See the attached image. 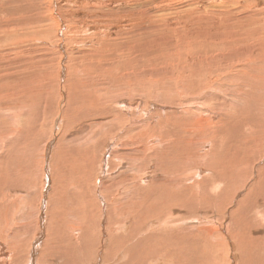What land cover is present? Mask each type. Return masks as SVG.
<instances>
[{"label":"rangeland","instance_id":"374dc122","mask_svg":"<svg viewBox=\"0 0 264 264\" xmlns=\"http://www.w3.org/2000/svg\"><path fill=\"white\" fill-rule=\"evenodd\" d=\"M230 2L229 0H0V40L15 38V46L13 45L12 48L9 42L4 45L0 44V46H5V48L0 47V50H3L0 51L2 53V55L0 54V69L2 70H0V136H3L2 140L7 143V140L11 138L8 135L10 131H12L11 134L18 135L5 147L6 149H1L3 152H7L8 156H4L3 161H0V170L2 171L0 184L5 182L11 184L10 196L18 204L15 203L13 206V208L15 207L14 223L19 226L18 236L16 235L17 241L18 237L21 239L23 234H26L24 228L28 225L25 238L33 237L31 233L36 231L35 228L39 224L38 209L43 202V204L47 202L48 206L46 208L45 205V218H43L46 232L44 241H41V245L44 247H42L41 256L36 253L38 262L72 264L71 260H62L59 253L65 246L73 248L70 239L74 230L89 232L93 229L95 219L85 213L86 207L93 208L92 201L87 197L89 193H86L79 201L75 198H81L80 192H88L91 188L84 186L83 189L82 183H85L87 179L84 176L79 179L78 175L79 171L82 172L81 169L88 157L93 155L95 160L99 161V157H101L100 145L96 146L100 144V139L111 140L115 137L117 139L119 136L126 138L124 134L128 132L125 130L131 126L139 125L141 122H146L156 111L164 110L167 104L178 109L179 107L176 106L177 96L174 92H181L182 87H185L187 96L200 95V99L189 98V102L183 103V107H191L193 104L196 107L204 105L207 110L216 112L221 110L224 115L226 114L224 122L230 125L229 128L242 129L239 130L241 132L239 135L242 138L247 136L255 139L254 135H256L257 143L243 142L242 144L240 137L232 134L222 136L220 129L213 132L212 129L205 130L204 134L206 135L215 134V138L210 140L206 136H196V133L193 135L192 129L186 130L184 132L188 134L186 135L182 132L172 131L174 124L168 121L171 134H176L175 136L178 138L175 140H180L179 144L174 143L173 153L171 152L174 155L175 151L176 155L171 161H174V166L177 165L176 160L178 161V159V163L182 166L174 168V186L177 184L175 177L182 168L185 172H190V177L194 174L193 168H200L202 173L209 177L201 185L209 183L212 175L217 178L219 174L224 173L226 176L230 174L231 177L230 172L236 168L238 171H234L232 177L237 175L238 183L245 181L244 187L241 188L239 198L233 199L235 198L233 188H231L233 186H229L230 188L223 192L225 199L219 204L217 213L224 209V203L228 201L226 208L229 212L227 214L234 219L237 214L232 210L236 207L237 202L239 204L237 212H242L238 219L243 218V222L246 221L250 226L257 227L256 239L261 248H264V173L262 178L259 176V170L263 169L264 171V166H256L262 163L263 160H260L258 156L264 153V131L260 129V127L264 129V64L261 66V62L258 61L264 59V0H230ZM194 10H198L200 17L203 13L205 15L202 17L203 19L199 21L195 17L197 11ZM203 11H207V13ZM207 15L210 19L206 18ZM253 23L257 25V28H254ZM235 30L238 31L237 34L243 31V36H246L240 43L232 45L219 43L222 40L218 39L216 32H221L224 37L229 38ZM7 35H11V37ZM76 58L78 59L76 60ZM249 61L253 63L252 67H254L253 71H249L250 74L256 80L260 78L258 80L260 85L256 83L258 85L255 86L256 89L250 84L251 79L247 81L235 78L236 76L240 78L250 76L247 74ZM174 63L178 65H174ZM117 64L123 66L118 69L119 72L116 71ZM87 66L99 67V69L96 68L98 71L101 68H112L113 66V70L110 76L102 74L104 69L101 74L99 71V74H88V77L79 76L78 72L87 69ZM216 69L221 70V75H219L221 78L219 77L214 82L221 79L220 85L222 86L220 89L214 87L209 92H203L202 85L208 82V73ZM4 71L13 72V77L8 76L7 72L2 73ZM118 73L120 74L118 75ZM243 73H246V76L242 75ZM78 78L86 80L87 86L93 85L100 89L99 92H94V98L99 95V100L96 99L94 102L92 97H89L91 93L85 95L76 88L75 81ZM17 82L20 84L15 88L14 85ZM247 84H250L249 87L246 86ZM237 85L242 86H240L239 93L234 91L237 89ZM154 87L160 88L161 91L171 92L161 96L160 90H158L155 94H159H153L156 99L154 98V101L151 102L146 96L153 93ZM252 89L256 92H252ZM231 90L232 92H230ZM12 95L14 96L12 97ZM106 95L110 99H107ZM184 95L186 96V94ZM157 97L160 98L161 103L157 102ZM86 100L89 105L87 112L83 110L85 106L80 105V103L86 104ZM123 100L133 105L129 108H136L137 111L144 109V111L140 112L141 114L134 113L135 116L133 115L127 124L120 126L123 122L122 119L117 121L116 117L112 118L111 111H101V109L107 107L108 104L124 103ZM137 101L140 102V105L134 107L137 105ZM170 107L171 111L168 113L178 119V110ZM89 108L92 111H89ZM98 112H102V114H96ZM143 113L145 117L142 115ZM138 114L143 117H138ZM258 115H260L259 118H257ZM106 116H109V122H107ZM89 119L91 120L89 121ZM256 119L261 120L260 127H257L259 122L256 125ZM112 121H116V123L113 124ZM110 122L111 125H108ZM101 136L103 138H99ZM22 138L26 142L25 145H22ZM201 140L202 142L205 140L203 144H201ZM211 140L215 141L211 142ZM211 143L213 147H219L216 152V154L219 152V157L217 154L207 158L205 153L199 151L203 150V145L208 147L211 146ZM127 145H129V141L126 142V140L113 142L103 155L108 160V158H116L120 154L125 156L126 162L132 165L137 164V167H132L131 170L120 167L122 170L120 174L125 170L135 172L144 164L142 162L140 165L138 161H133L130 155L132 151L127 150ZM123 147L124 149L120 150ZM257 158L261 162L257 163ZM18 159H22L26 163H19ZM11 160H14L13 165L16 167L14 171L17 170V176H12L8 172L10 169L7 165ZM29 160L30 162L27 163ZM220 163H222V168L219 166ZM245 163L248 166H245ZM93 166H96L95 162H93ZM111 166H114L113 163ZM110 169L109 173L107 171L100 176L92 175L91 180L93 183L95 180L97 188L105 180L113 179L119 166ZM177 170L178 172H176ZM125 176L127 175L125 174ZM150 180L149 178L147 182ZM197 181L200 180H196L194 177L193 184ZM41 183L44 187L43 190L40 189ZM87 186H90L88 182ZM177 192L181 193L178 188H174V194ZM190 195L185 194V200L182 201L184 205L187 200H190ZM139 196L140 199L135 204L126 205L127 203L122 201L125 206L117 210L116 215L125 218L128 212L135 214L139 207L155 209L160 204L154 201V197L159 196V192L143 197L141 194ZM174 197H176L174 200H168L165 207L170 205H174V208L178 207L179 200L177 198L179 195L175 194ZM125 199H128V194ZM199 199L202 204L210 203V201H206L209 199V194H202ZM75 201L77 202L74 203ZM84 204L86 206L82 207ZM254 207H257L256 211H253ZM6 210L4 209V211ZM101 221H104L105 225L108 224L106 219L99 218V224ZM132 228L136 229L130 224L125 232L129 233ZM198 229L199 227L193 226L189 231H185V229L183 232L191 239L197 240L194 241L197 255L206 252V245L198 240L203 237L202 232L197 231ZM237 238L245 241L241 235ZM213 239L216 237L213 236ZM231 240L235 242L233 239ZM26 249L16 254L19 257H26L28 252ZM2 251L11 256V247L8 251ZM73 254L71 252V255ZM29 264H31V260Z\"/></svg>","mask_w":264,"mask_h":264},{"label":"bare ground","instance_id":"6f19581e","mask_svg":"<svg viewBox=\"0 0 264 264\" xmlns=\"http://www.w3.org/2000/svg\"><path fill=\"white\" fill-rule=\"evenodd\" d=\"M229 2H230V0H229ZM217 8H215V9H217ZM222 10H224V9H222ZM194 11H197V15H195V17L198 18L199 21H200V19H203L202 17L205 16L202 13L201 14L202 17H200V14H198V10H194ZM203 12L207 13V11H203ZM218 13H220V12H218ZM246 17H248V16H246ZM206 18L210 19V17L208 15L206 16ZM235 26H237V25H235ZM253 26H254V28H257V25L255 23H253ZM205 30H206V28H205ZM203 31H204V29H203ZM237 32L238 31L235 30L229 38H226V36L224 37L221 34V32H216V35H218L219 40H222V42L219 41V43H221L223 45H232L233 43H235V44L240 43L242 41V38L246 37V36H243V34H244L243 31L241 33L239 32V34H237ZM11 35H12V33H11ZM11 35H9V36L11 37ZM198 35H200V34H198ZM212 36H214V35H212ZM14 39H15L14 37L2 39V40H0V44L3 43L2 45H4L6 42H9V43H11L10 46L12 48V46L15 43ZM243 43H244V41H243ZM2 45L0 47L5 48V46H2ZM255 45H257V44H255ZM199 47H200V45H199ZM209 47H212V46H209ZM0 51L2 52L3 50H0ZM196 51L197 50H195V52ZM0 54L2 55V53H0ZM192 54H193V52H192ZM197 55H199V54H197ZM77 59L78 58H76V60ZM258 61L261 62V66L264 64V59L258 60ZM256 63H257V61H256ZM120 65L121 64H117L116 71L120 67H123ZM174 65H178V64L174 63ZM252 66H253V63L249 61L247 63V67H248L247 74L250 75L249 77L240 78V77L236 76L235 78L238 80L246 79L247 81H248V79H251L250 84L253 86L254 89H256L255 86L257 84L260 85L258 83V80H260V78H258L256 80V78L252 74H250L249 71H253V68H254ZM86 68L87 69H82L79 72L77 71L78 75L79 76L83 75V76L88 77V74H94V75L99 74L98 73L99 71L101 74V71L104 69V68L103 69L101 68V70L98 71L97 69H99V67H88L87 66ZM260 68H262V67H260ZM5 69H9V68H5ZM62 69H63V67H62ZM255 69H259V68H255ZM112 70H113V66H112V68H110V67L105 68L102 71L103 72L102 74L105 73V74L110 76V73L112 72ZM123 70H124V68H123ZM5 72L8 73V71H4L2 73H5ZM117 72H119V70ZM117 72H116V74H117ZM12 73L13 72H9L7 75L10 77H13ZM119 74L120 73H118V75ZM112 75H113V73H112ZM219 75H221L220 69H216L215 71L208 73V75H207L208 82L205 85H202L203 86L202 91L203 92H209L210 89H214V87H217V89H220V86H222V85H220L221 79L214 82L216 79H219V77H220ZM242 75L246 76V73H243ZM121 76H122V74H121ZM246 80H245V82H246ZM14 82H16V81H14ZM75 82H76V88H78L80 92H83L85 95H87L88 93H91V95H89V97H92V100L94 102L96 99L99 98V95H97V94H96L97 97L94 98V92H99L100 91L99 88H96L93 85L87 86L88 83L83 78H78V80H76ZM125 82L127 84L126 80H125ZM12 84H13V81L11 82L10 85L12 86ZM19 84L20 83L17 82L14 85L15 88H17L19 86ZM250 84H247L246 86L249 87L248 85H250ZM74 85H75V83H74ZM79 85H81V86H79ZM240 86L241 85H237L236 88L238 90L237 89L234 90L235 93H237V92L239 93V89H241ZM154 88L155 89H154L153 93H151V95H150L152 98L149 95H147V93H146V95H147L146 97H148L151 102L154 101L153 100L154 98L156 99L155 95L159 94V93L155 94L156 91L160 90L161 96H162V94L166 95L169 92H171V91H161V89L157 88V87H154ZM263 89H264V87H263ZM174 90H176V88H174ZM64 91H63V93H64ZM106 92L107 93L109 92L108 89ZM211 92H212V90H211ZM230 92H232V90ZM252 92H256V91L252 89ZM174 93L177 96L176 97L174 95L176 97V101L178 102L176 104V106L179 107L178 109L174 108V107H170L167 104L166 107H164L165 108L164 110L160 109V111H156L154 113V115H151L149 117V120H146V122L142 123L140 121L141 123L139 125L131 126L127 130H125L126 132H128V133L124 134V135H126V138L119 136L117 138L118 140L115 139L116 137L112 138L111 140H108V139H104L102 136L99 137V138H103V139H100V144H98L96 146V147H98L100 145V156L101 157H99L100 158L99 161L97 162V160H95V156L91 155L90 157H88L86 159V161H85L86 163L83 166V169H81L82 172L79 171V175H78L79 179L81 178V176H84V178L87 179V181H85V183H82L83 185L81 187L83 189L85 188L84 186L91 187V188L88 190V192L81 191L80 195H79V196H81V198L80 197L75 198V200L79 201L80 199H83V197L85 196L86 193L87 194L89 193L87 197H89L90 201H92L93 208L92 207H89V208L86 207L85 213H87L89 217L92 216V219H95V221L93 223V229L89 232L74 230L72 235H71V239H70V242L73 245V248H70L68 246L63 247V249H62L63 251L61 253H59L62 260H67V261L71 260L72 264H264V248H261L260 243L256 239V233L258 232V229L254 225L250 226V224H248L246 221L243 222V218L238 219L239 215L242 213V212L241 213L237 212L239 204L236 202V207H234V209L232 210L235 214H237V216L234 219L232 217L230 218V215L227 214L229 212V210L226 208V205H228V201L224 203V209L219 210L220 212L217 213L218 209H219V204L221 202H223V200L225 199V198H223V192H225L228 188L233 186V187H231V188H233V191H234L233 194L235 195V198H233V199H236V198H239L241 188L244 187L245 181H240L238 183V181H237L238 176L235 175L232 177L233 172L238 171L236 168L230 172L231 177H230V174H228L229 176H226L224 173L219 174L217 176V178L213 177V175H212V177L209 179L210 182L207 184H203V185H201V183L206 182L209 177L207 175L203 174L200 168H193L194 174L191 177L189 175L190 172H185L184 168H182L181 171L180 170H179V172H178V170L176 171V172H178V174L175 177L177 180V184H175V186H174V175H175L174 174V168H178V167L181 168L182 166H181V164L178 163L179 159H178V161L176 160L177 165H175V166H174V161L171 162L172 159L176 156L175 151H174V155L172 154L173 153V147L172 146H174L175 142L179 144L180 140H178V139L175 140L178 137L175 136L176 134L175 135L171 134L168 121H170V123L174 124V126L172 127V131L174 130V131L184 133V132H186V130L189 131L188 129H192V132H191L192 134L196 133L195 135L196 136L200 135V137L206 136V137H208L209 140L214 139L215 134L214 135L204 134L205 130H207V129H212V132L214 130L220 129V134L222 136H224L225 134H232L234 136H238V138L239 137L241 138L240 141L242 142V144H243V142H245L247 144H256L257 143L256 135H254L256 140L249 138L247 136H243V138H242L239 135L241 133V132H239V130L241 131L242 129L238 130L235 128H229L230 125L226 124L224 122V120H225L224 118H225L226 114L224 115V113H222L221 110H220V112H216L214 110L215 111L214 112L213 110H207L204 105L196 107L193 104L191 107H188V106L183 107L182 106L183 103H188L189 98L190 99L191 98L192 99H200L199 98L200 95H197V96L190 95L191 97L187 96V91L185 90V87L181 88V92H174ZM111 94H112V92H111ZM153 94H155V95H153ZM184 94H186V96ZM228 94H230V93H228ZM231 95H232V93H231ZM13 96L14 95H12V97ZM101 96H104V95H101ZM115 96H116V94H115ZM105 97L107 99H110L108 95H106ZM89 99H91V98H89ZM187 99H188V101H187ZM111 100H114V99H111ZM117 100H118V98H117ZM107 101H109V100H107ZM123 101H124V103H120V104H115V105L108 104L107 107H104L103 109H101V111H111L113 114L112 118L116 117L117 121H119V119H122L123 122L120 124V126L122 124H127L128 121L133 118L134 113L139 112V114H141L140 112L144 111V109H142V110L139 109L137 111L136 108L135 109L129 108V107H132L133 105L130 104L129 102L128 103L125 102L126 100H123ZM157 102L161 103L160 98H158V97H157ZM167 102L169 103V100ZM87 103H88L87 100H86V104L80 103L81 106H85L83 109V110H86L85 112H87V109L89 107V105H87ZM138 105H140V102H138L137 105L134 107H137ZM211 105H213V104H211ZM160 107H162V106H160ZM169 107L178 110L177 111V112H179L178 119H177V117H174L173 114L168 113L169 111H171V109H169ZM138 108H140V107H138ZM208 109H209V107H208ZM181 110H183V112L180 113ZM193 110H195V111H193ZM89 111H92V110L89 108ZM145 111H147L146 108H145ZM172 111H174V110H172ZM230 111H232V110H230ZM206 112H208V114H205ZM96 114L101 115L102 112H100V113L98 112ZM142 115H144V113ZM142 115H139L138 117L142 118L143 117ZM96 117H98V116H96ZM144 117H145V115H144ZM259 117H260V115L257 116V118H259ZM105 118L107 119V122L110 121V120H108L109 116H106ZM90 120L91 119H89V121ZM143 120H144V118H143ZM260 121L261 120L256 121V125H257V122H259L257 127H260ZM114 123H116V121H114L113 124ZM105 124H107V123H105ZM105 124H103V125H105ZM108 125H111V122L108 123ZM224 126H226V127H224ZM162 127H164V128L162 129ZM137 129H139V130H137ZM260 129H262L264 131L263 127H260ZM135 130H137V131L134 132ZM212 132L210 131V133H212ZM11 133H12V131H10L8 134L9 136H11V138L7 140V143H5V140H2L3 136H0V161L3 158H5L4 156H8L7 152H3L1 149H4L5 147H7V145L11 143L13 138L18 136V135H13ZM191 133H190V135H192ZM184 134L188 135L187 133H184ZM250 134L253 135V133H250ZM23 138H22V145H25L26 142L24 141ZM173 139H174V141H173ZM217 139H218V135H217ZM223 139H224V137H223ZM123 140H126V142L129 141V145H127V147H128L127 150L132 151V153L130 155L132 156L133 161H138L140 165L142 162L144 163L143 166L140 167L139 169H137L135 172L126 171V170H131L132 167L136 168L137 164L132 165L131 163L126 162L125 158H124L125 156L123 157L122 155L118 154L116 158L115 157L112 159L108 158V160L105 158V156L103 157L104 151L106 149H109L110 146L113 144V142L116 143L117 141L119 142V141H123ZM220 140H222V139L220 138ZM213 141H215V140H211V142H213ZM203 142L201 140V144H203ZM203 146H204L203 150L201 149L199 151H202V153H205L207 155V158H208V156L209 157L216 156L219 153L218 152L216 154V152L218 151L217 148H219V147H213L212 143H211V146H208V147H207V145H203ZM9 147H10V145H9ZM123 149H124V147L121 148L120 150H123ZM72 151H73V149H72ZM218 157H219V154H218ZM43 158L45 159V157H43ZM72 158H74V157H72ZM258 158H260V160H263L261 164L259 163L261 161H258ZM258 158H257V163H259L260 165L257 164L256 166H258V167L264 166V153L259 155ZM13 161L14 160L9 161L10 163H9V165H7V166H9V169H10L8 172H10V175H12V176H17V170L14 171V168H16V167L13 165ZM17 161L19 163L24 162L22 159H18ZM249 161L251 162L252 159L250 158ZM6 162H7V160H6ZM29 162H30V160L27 161V163H29ZM93 162H95L96 166H93ZM24 163H26V162H24ZM112 163L114 165L113 167L111 166ZM255 163H256V161H255ZM221 164L222 163H220L219 166L222 168L223 166ZM41 165L43 166L42 163H41ZM244 165L248 166L246 163ZM117 166H119V169L117 170V174L115 175V177L113 179H108L107 181L105 180L104 182H102L101 186L99 188H97L98 186H96L95 180H94V183L91 180L92 175L96 174L97 176H100V174H103L104 172L106 173L107 171L109 173V171L111 170L110 168H114ZM237 166H239V165H237ZM120 167L123 169H125V168H127V169L122 174H120V171H122ZM252 167H254V166H252ZM108 168H109V170H108ZM42 169H43V167H42ZM204 170H206V169H204ZM1 172L2 171L0 170V175H1ZM263 173H264L263 169H260L259 170L260 178L263 177ZM125 174L127 176H125ZM39 175L41 177L40 173H39ZM48 176H50V175H48ZM53 177H54V175H53ZM101 177H103V176H101ZM194 177L196 178V180H200V181H197V182H195V184H193V178ZM46 178H44V179H46ZM149 178L151 180L149 182H147V180ZM87 182L90 186H87ZM0 183H1V178H0ZM3 185L5 187H2ZM10 185L11 184H8L7 182H5L2 185L0 184V264H29L30 260H31V264H33V263L37 264L38 259L36 256H37V254L41 256L42 247H44V245L43 246L41 245V241L42 240L44 241L45 232H46V226L44 225L43 218H45L44 210H45V205H46V208L48 206L47 202H46V204H43L44 203L43 202L38 209V217H39L38 223L39 224H37V226L35 228L36 231L34 233H31V236H33V237L25 238V236L27 235L26 229L29 227V225L27 224L28 226L26 228H24V230L26 231L24 233H26V234L25 235L23 234V237H21V239H19V237H18V241H17L16 235H17V232H19V226H18V224L14 223L13 213H14L15 207L13 208V206L15 205L16 202L14 201L15 199L10 196V191H11ZM165 185H166V187H165ZM43 188H44L43 184L41 183L40 189L43 190ZM174 188L175 189L178 188L181 191V193H178V192L175 193V194L179 195V197L177 198L179 200L178 201L179 203L175 202V203H178V207L174 208V205H170L169 207H165L166 203L169 202L168 201L169 199L174 200V198H176V197H174V195H175L174 194ZM186 189H189V190L187 191ZM45 190H47V189H45ZM139 192H140L142 197L146 196V195H150L154 192H159V196L154 197V201H156L160 204L155 209L147 208V207H139V209L137 210V212L135 214H131L130 212H128L127 216L125 218L120 216V215L117 216L116 211L120 210L121 207L125 206V204H123L122 201H125L127 203L126 205L137 203V201L140 199ZM31 194H33V193H31ZM127 194H128V199L126 200L125 198L127 197ZM185 194H191L190 195L191 197H190V200H187L185 202V205H184L183 202L185 200V198H184ZM202 194H209V199L206 200V201H210L209 204H206V203L202 204L201 203L202 201H201V199H199V197ZM34 198H35V196H34ZM41 198H42V193H41ZM46 198L47 197H45V199ZM39 199H40V196H39ZM192 200H194V201L196 200L197 202L196 201L191 202ZM18 201H20V200L18 199ZM77 201H75L74 203H76ZM86 202H85V204H86ZM88 202H89V200H88ZM38 204H39V202H38ZM85 204L82 207H85L87 205V204L86 205ZM232 205H233V203H232ZM142 208H143V210H142ZM4 209H7V210L4 211ZM79 209H81V208H79ZM256 210H257V207H254L253 211H256ZM15 218H16V215H15ZM99 218H103V220L106 219L108 224L105 225L103 223L104 221H101V223L99 224ZM208 223H210V224H208ZM130 224L132 227H134L136 229L132 228L129 233L125 232L127 227ZM20 226H21V224H20ZM193 226L199 227V229L197 231L202 232L201 234L203 235V237L201 235L202 238L198 239V240H201L203 242V245L204 244L206 245V252H204L203 254H198V255L196 254V249L194 248V245H195L194 241H197V240H193V239H191V237H188V235H185L183 233L185 229H186L185 231H189ZM126 233H128V234H126ZM240 235L242 236V238L245 241L239 240L237 238V236H240ZM213 236L216 237V239H213ZM243 236H245V237H243ZM231 239H233L235 242H232ZM9 247H11V249H12L11 256L7 255L5 252L2 251V250L8 251ZM201 248H200V250H201ZM25 249L28 250L26 257L24 256L25 258L19 257L16 254L17 252L25 251ZM71 252H73L74 254L71 255ZM31 254L34 255V262H33V255L31 256ZM30 257H31V259H30ZM64 262H66V261H64ZM38 264H48V263L45 261H40V262H38Z\"/></svg>","mask_w":264,"mask_h":264}]
</instances>
